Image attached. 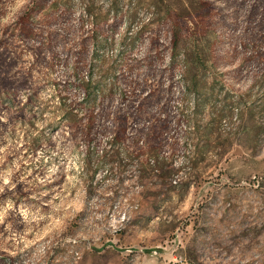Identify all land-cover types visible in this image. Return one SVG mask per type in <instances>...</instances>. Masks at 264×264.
Returning a JSON list of instances; mask_svg holds the SVG:
<instances>
[{"label":"rangeland","instance_id":"rangeland-1","mask_svg":"<svg viewBox=\"0 0 264 264\" xmlns=\"http://www.w3.org/2000/svg\"><path fill=\"white\" fill-rule=\"evenodd\" d=\"M0 264H264V0H0Z\"/></svg>","mask_w":264,"mask_h":264}]
</instances>
